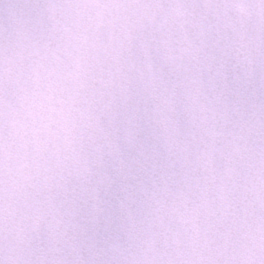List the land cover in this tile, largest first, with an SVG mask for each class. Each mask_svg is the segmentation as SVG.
<instances>
[{
  "label": "snow or ice",
  "instance_id": "snow-or-ice-1",
  "mask_svg": "<svg viewBox=\"0 0 264 264\" xmlns=\"http://www.w3.org/2000/svg\"><path fill=\"white\" fill-rule=\"evenodd\" d=\"M0 264H264V0H0Z\"/></svg>",
  "mask_w": 264,
  "mask_h": 264
}]
</instances>
